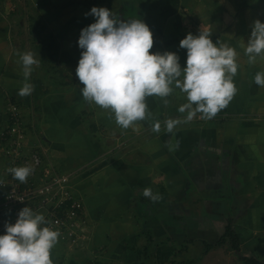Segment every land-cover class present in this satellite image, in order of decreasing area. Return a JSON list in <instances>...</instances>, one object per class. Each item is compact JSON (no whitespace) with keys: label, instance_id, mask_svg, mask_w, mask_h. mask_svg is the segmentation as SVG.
Wrapping results in <instances>:
<instances>
[{"label":"crops","instance_id":"crops-1","mask_svg":"<svg viewBox=\"0 0 264 264\" xmlns=\"http://www.w3.org/2000/svg\"><path fill=\"white\" fill-rule=\"evenodd\" d=\"M94 6L121 20L125 8L143 13L150 53L174 52L182 67L188 33L206 31L234 48L232 99L211 118L197 112L188 120L191 109L179 111L187 94L173 83L167 97H145L144 119L118 125L111 109L83 97L76 75L78 40L95 21L86 15ZM257 19L264 22V0H0V130L8 101L18 103L29 144L72 174L85 204L80 240L57 241L53 264H264V86L255 83L264 54L249 63L245 51ZM24 52L38 63L28 78L33 90L21 96ZM169 119L177 121L172 131ZM146 188L158 198L146 197ZM227 230L238 248L232 239L221 243Z\"/></svg>","mask_w":264,"mask_h":264},{"label":"clouds","instance_id":"clouds-1","mask_svg":"<svg viewBox=\"0 0 264 264\" xmlns=\"http://www.w3.org/2000/svg\"><path fill=\"white\" fill-rule=\"evenodd\" d=\"M86 15L94 16L95 22L81 30L78 40L82 52L76 75L84 85L82 95L102 108L111 109L116 123L123 128L145 118L146 96L167 97L173 83L187 94L189 103L179 111L191 109L188 120L197 112L211 118L235 94L232 76L238 69L237 53L227 44L214 43L208 32L188 33L180 41V47L187 50L186 66L182 67L174 52L150 53L153 32L142 19L121 20L107 7L96 6ZM245 51L249 63L264 54V22L259 19L254 21ZM20 61L25 80L19 95L24 96L33 90L28 78L38 61L32 52L20 54ZM255 83L264 86V72L255 75ZM176 123L167 120L168 131ZM153 127L159 131L160 122ZM9 171L25 182L32 169L20 166ZM143 194L153 200L158 198L149 188ZM49 223L43 214L24 207L16 222L7 223L4 234H0V264H53L50 253L59 232L46 226Z\"/></svg>","mask_w":264,"mask_h":264},{"label":"built area","instance_id":"built-area-1","mask_svg":"<svg viewBox=\"0 0 264 264\" xmlns=\"http://www.w3.org/2000/svg\"><path fill=\"white\" fill-rule=\"evenodd\" d=\"M87 3L88 0H76ZM22 107L9 100L6 127L0 130V234L7 223H15L18 213L29 206L43 214L51 229L59 232L58 241L75 245L85 227V204L73 184L72 174L56 170L45 161L43 150L29 144ZM32 169L25 182L14 178L12 167Z\"/></svg>","mask_w":264,"mask_h":264},{"label":"rangeland","instance_id":"rangeland-1","mask_svg":"<svg viewBox=\"0 0 264 264\" xmlns=\"http://www.w3.org/2000/svg\"><path fill=\"white\" fill-rule=\"evenodd\" d=\"M76 1V0H75ZM89 1H91V0H88L87 1V3H84V4H89ZM105 1H110V0H102V2L104 3ZM78 2V1H77ZM16 6L14 5V8H15ZM123 13V12H122ZM124 13H125V17L127 18V20H130V19H139V12H138V10L136 11V9H129V8H125V10H124ZM21 13H18L17 15H19L21 18H20V26H21V28H20V32H21V34H20V36L19 37H21V38H24V36L25 35H27V33H26V25L27 24H24L23 23V20H25V17H24V14L23 15H20ZM22 20V21H21ZM95 22V21H94ZM30 23V22H29ZM31 23H32V21H31ZM30 23V24H31ZM93 23V22H92ZM91 23L90 22H88V24H87V26L88 25H90ZM29 28V27H28ZM45 35V34H44Z\"/></svg>","mask_w":264,"mask_h":264},{"label":"trees","instance_id":"trees-1","mask_svg":"<svg viewBox=\"0 0 264 264\" xmlns=\"http://www.w3.org/2000/svg\"><path fill=\"white\" fill-rule=\"evenodd\" d=\"M138 12H140V11H138ZM123 14H125V13H123ZM138 14L140 16L139 19H141V17L143 16V13H138ZM228 239H232L234 241L235 248H238V239H237V237H235V235L233 234V232L231 230L226 231L225 235L221 239V243H224ZM248 264H259V263H257L254 259H249Z\"/></svg>","mask_w":264,"mask_h":264}]
</instances>
